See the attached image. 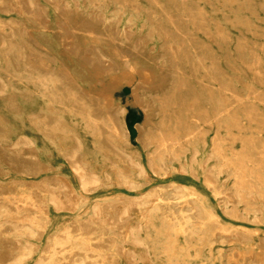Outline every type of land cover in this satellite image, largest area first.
I'll return each instance as SVG.
<instances>
[{
    "label": "bare ground",
    "instance_id": "1",
    "mask_svg": "<svg viewBox=\"0 0 264 264\" xmlns=\"http://www.w3.org/2000/svg\"><path fill=\"white\" fill-rule=\"evenodd\" d=\"M51 1L62 10L67 9L69 2ZM70 1L76 6L61 19L64 33L60 37L66 41L59 40L63 53L74 58L73 64L47 73L53 81L62 84L64 92L61 94L72 100L74 110L83 112L90 121L89 132L95 137V150L100 159L93 157L77 131H73L69 141L59 148L62 168L45 157L44 149H38L30 133L17 134L8 141L0 139V164L15 176L0 180V264H173V261L184 264L190 252L196 257L205 254L210 258L215 246H219V264H264V228L249 229L244 223L233 225L223 221L201 193L175 178L167 183H156L150 190H142L149 181V171L159 175L175 165L179 173L190 179H200L210 188L220 209L228 216L245 220L251 217L257 225L264 224V146L253 142L251 146L256 157L246 150L250 148L247 143L253 139L247 129L253 127L260 132L264 128V112H259L255 106V101H259L264 107V59H260L254 49L256 43L226 33L229 25H244L246 31L264 36V32L254 30L239 14L232 15L235 7L254 15L256 8L245 0H208L211 11L229 8L230 14L227 13L222 22L207 19L204 7L194 14L187 1L169 0L167 10L161 0H151L166 15L167 24L212 28V41L221 51L212 55L210 115L183 78L177 83L185 89L184 93L164 92L167 86L159 61L165 63L166 59L179 58L190 65L195 62L189 50L182 48L183 39L171 41L167 32H159L165 30L162 25L155 24L158 39L150 44L163 42L165 50L171 51L166 59L153 55L155 47H143L147 39L137 37L130 41L129 27L133 24L144 26V22L138 15L123 16L118 12L122 7L112 8L111 4L137 9L136 0ZM191 1L194 8L201 6L199 0ZM80 2L92 13L89 17L75 12ZM178 4L185 10L182 23L176 11ZM0 12L22 15L23 27L31 18L36 21L31 26L49 25L46 8L37 0H0ZM126 20L124 32L118 33L117 25ZM149 20L150 24L156 22L152 16ZM0 24V29H4L2 19ZM5 24L23 28L12 20ZM88 24L96 28L90 32L91 37L77 39L75 28ZM30 28L29 36L32 35ZM195 35L183 36L190 40L187 36ZM5 37L0 35V43H4ZM47 37L55 42L54 37ZM35 42L38 41L35 39ZM56 42L58 47L57 39ZM100 46L109 55L101 52ZM26 56L28 64L38 60L36 54ZM51 58L59 57L53 53ZM245 58L252 63H247ZM197 61L201 63L200 58ZM17 62L12 59L6 69L14 68ZM52 65L50 61L45 62L46 67ZM241 73L262 85V94L253 92L252 84L246 79L240 81L236 77ZM190 75L195 77L193 73ZM198 79L203 82V76ZM4 89L0 81V96H7L9 105L15 107V93H5ZM159 89L162 92L157 91ZM236 89L247 90V96L242 98ZM151 94L155 97L151 98ZM137 106L143 114L141 121H136ZM183 111L188 115L182 116ZM154 112L159 115L155 122ZM196 118L203 123L211 119L214 134L210 139V151L201 154L199 159V150L192 146L188 155L181 158V148L195 135L190 122ZM60 126L61 123L45 133L52 138L61 130ZM203 129L201 126L198 136L204 147ZM0 136L5 138L6 135ZM234 139L241 142L239 151H232L228 143ZM124 141L141 146L144 158L138 147L127 148ZM2 172L0 165V174ZM44 202L66 217L61 225L45 235L50 216ZM85 202L89 204L84 205ZM251 206L255 210L249 214ZM156 216L166 224L162 230L157 228L158 232L165 233L158 247L164 260L144 235V225H153ZM179 234H185L183 240Z\"/></svg>",
    "mask_w": 264,
    "mask_h": 264
},
{
    "label": "rangeland",
    "instance_id": "2",
    "mask_svg": "<svg viewBox=\"0 0 264 264\" xmlns=\"http://www.w3.org/2000/svg\"><path fill=\"white\" fill-rule=\"evenodd\" d=\"M40 4H43L46 8L47 18L49 20L48 26H31V23H35L36 21L31 18L29 23H26L25 27H23L24 18L22 15L15 13L13 15L2 14L0 12V19L3 21V25H5L4 29H0V35H4L5 40L4 43H0V81L4 83L5 86V93H15V98L17 105L15 107H11L9 105L7 96H0V118L2 120V126L0 127V134L4 136H0V139L4 140H11L17 134H31L34 138L35 144L37 145L38 149H44L45 157L54 163L60 165L61 163V154L59 148L66 142L69 141L70 136L72 135L73 131H77L81 137V140L84 146L91 152L94 158L100 159L99 154L95 150V142L89 129L91 130V126L89 124V120L85 117L83 112H79L74 110L73 102L71 99L64 97L61 93H63L64 88L62 84L59 82H55L47 73L49 70H57L61 68L62 65L72 66L74 58L70 55L63 53V47L61 45V41L63 40L60 36L64 33V29L62 28L60 21L66 16V13L73 12L71 8H74L76 5L68 0V4L66 5L67 9L62 10L56 5V2H52L51 0H37ZM138 4V8L134 9L130 5H114L111 4L112 8H121L120 11L114 10L113 12H121L123 16L127 17H135L138 15V18L144 22V26L132 25L129 27L130 31V38H140V39H147L148 41L144 43V48L150 49L151 47L155 49L152 51L153 55H159L166 59L167 56L171 55L170 50H165L166 47L163 46V42L159 44H150L151 42H156L158 37L156 36L157 27L155 24H161L162 29L164 31L159 32H167L170 35V40H181L183 39L182 48L184 50H189V55H192L195 62L193 65H190L183 59L179 58H171L166 59L165 63L159 61L162 65V71L165 74V85L167 86L166 90L164 91L167 94L173 92L174 94L184 93L185 89L182 88L181 84H178L177 81L180 78H183L187 85H190L191 92L197 98V100H201V103L204 104L211 115L210 108L212 107L211 104V89H212V55L213 53H220V49L217 45H215L212 41V28L208 29L204 25H190V24H180L178 26H173L167 24L166 15L162 14L160 10L155 7L151 0H136ZM162 4L166 7H170L169 0H161ZM187 1L192 6V12H195L204 7L206 12V18L213 21L212 19H218L224 22L227 16L230 14L229 8L224 7L225 11H211L209 7L210 4L208 0H199L201 2V6H196L194 8V3L191 0H176V2ZM212 1V0H211ZM216 2V0H213ZM251 6L256 8V15L252 14L248 10H243L242 8H234L235 12L232 14H239V17L242 20H248L249 26L252 27L257 32H264V13L262 12V6L264 4V0H245ZM227 2V1H225ZM241 1H239L240 3ZM75 12L81 16L89 17V14H92L82 2L78 3ZM254 8V9H255ZM168 10V9H167ZM170 10V9H169ZM176 11L180 15V22L185 18L183 14L185 10L183 9V5L178 4L176 5ZM211 11V12H210ZM216 12L215 14H212ZM152 13V14H151ZM151 14V15H150ZM226 14V15H224ZM231 15V16H232ZM11 17V19L5 17ZM149 16L154 17L155 23L150 24ZM233 18V17H232ZM14 21L17 26L23 27H9L5 23L8 21ZM89 21V20H88ZM128 21L119 22L116 29H118V33H123L124 23ZM2 23V22H1ZM2 25V24H0ZM29 27L30 32L32 33V37L29 36ZM12 28V29H10ZM160 28V29H161ZM206 30H193V29H204ZM229 28V29H228ZM226 30V33L235 38L240 37L248 40L250 43H256L254 49L256 52L260 54V59H264V36L259 34H254L252 32L246 31L244 28L245 26L242 25L241 27H236L229 25ZM243 29V30H239ZM96 28H91V25L79 26L76 27L74 32L77 34V39L87 38L89 39L90 32L95 30ZM184 34H196L195 36H187L190 38L188 40L183 35ZM54 37L55 42H50L49 37ZM142 36V37H140ZM184 37V38H183ZM35 39L38 42H35ZM58 40V47L57 42ZM61 39V41L59 40ZM66 41V40H63ZM160 41V40H159ZM56 44V46H55ZM161 45V46H160ZM55 46V47H52ZM56 49V50H54ZM63 49V50H62ZM100 51L106 55H109L107 51H105L100 46ZM21 53L23 56H21ZM55 53L59 58L53 60L51 58L52 54ZM37 55L38 60L32 63H26L27 56L26 55ZM21 56V58H19ZM190 56V57H192ZM192 60V58H190ZM198 58H200L201 63H198ZM12 59H15L17 62L16 66L10 67L9 71L6 69L12 63H9ZM142 59V58H141ZM143 60V59H142ZM31 61V58L28 59ZM50 61L52 65L51 68L45 66V62ZM247 63H252V60L245 58ZM9 63V65H8ZM223 68H225L224 62H221ZM193 73L195 77H192L190 74ZM198 76H203V82H200ZM240 81L242 79H246V82H249L253 86V92H257V94H262L263 87L259 85L257 82L252 81L250 77H246L241 73V76L238 75ZM53 91V95L51 92ZM155 90L152 89V92ZM162 92V90H157ZM210 91V92H209ZM236 91L241 95L242 98L247 96V90H239ZM203 94V95H202ZM114 95V94H113ZM252 95V94H250ZM151 98L155 97V95L151 94ZM234 104V103H233ZM255 106L258 108V111L263 113L264 107L259 101H255ZM137 112V119L136 121H141L143 118L142 111L139 107H135ZM169 113V112H168ZM166 113V115L168 114ZM171 114V112H170ZM182 116L188 115L186 111L181 112ZM173 115V114H172ZM153 121L155 122L159 115L157 112L152 114ZM151 121V123L153 122ZM243 122H246V119L243 118ZM61 130L58 131L54 135V137L49 138L48 133L50 130H54L59 126ZM172 122L169 121V124ZM247 124H250L247 122ZM252 124V123H251ZM191 128L194 129L195 135L189 139L188 142L184 144V147L181 148L183 151L180 153V157L184 158L190 152L192 146H195L199 152V159L201 158V154L204 152L210 151V139L213 132V126L211 123V119L207 120L206 122H201L199 119H192L190 122ZM203 126L204 129V137L206 139V145L203 147L202 141L199 139L198 133L200 131V127ZM235 134H236V130ZM248 133H252L253 139L250 143H247V152H250L253 157L255 155V149L251 146L254 142L257 146H264V128L262 131H258L253 127L247 129ZM46 132V133H45ZM224 132V131H223ZM181 139L184 140L186 137L184 133H181ZM127 148H136L138 147L140 154L144 158L145 151L144 149L137 145L136 142H133V145L128 144L126 141L123 142ZM229 145L232 151H239L242 146L241 142L238 139L230 140ZM179 149V150H181ZM230 151V150H229ZM212 161V160H211ZM210 161V164H211ZM3 172L0 174V180H9L15 178L14 173L11 170H8L4 164H0ZM61 166V165H60ZM59 166V167H60ZM63 166H61L62 168ZM201 173V171H200ZM147 179L149 180L146 185L142 188V190H150L156 183H167L170 179L175 178L185 182L187 186H193L197 193H201L206 198V203L210 204L216 210V213L222 218L223 221L227 223L237 224L238 222L244 223L247 225L249 229H253L252 227L260 226L264 228V224L257 225L256 223L251 221V217L249 220L245 219H235L234 217L228 216L220 209V204L215 200V197L212 193L210 188L200 180V179H190L187 175L181 174L177 171L175 165L169 167L165 172H161L159 175L153 174L152 172H148ZM144 179L143 177H140ZM230 184V183H229ZM227 187H229L227 185ZM20 188H22L20 186ZM47 205L48 214L50 216L49 220L50 223L47 224L45 227V231L43 235L46 233L54 230L56 227L61 225L66 219L65 215L60 212L54 211L48 202H44ZM89 202H85L84 205H88ZM255 209L251 206L249 214H252ZM241 212H245L244 209H241ZM154 224H145V237L148 239L149 244H153L157 247V252L164 260V255L160 254V246L162 245L165 237V233L158 232L157 228L164 229L166 225L162 218L156 216L154 217ZM59 223V224H58ZM262 230H259V232ZM264 231V230H263ZM185 234H179L180 240H183ZM188 238V237H187ZM39 243L40 240L38 239ZM42 241V240H41ZM195 241V240H192ZM230 244L234 242H228ZM251 244V242H249ZM159 247V248H158ZM236 247H239L237 245ZM190 250H192L190 248ZM219 246H215L213 249V254L210 256L201 255L200 257H196L194 252H190V257H188L187 261L184 264H219L220 255L218 253ZM193 251V250H192ZM205 253V252H203ZM30 259V258H27ZM173 264H180L176 261H173ZM182 264V263H181Z\"/></svg>",
    "mask_w": 264,
    "mask_h": 264
}]
</instances>
